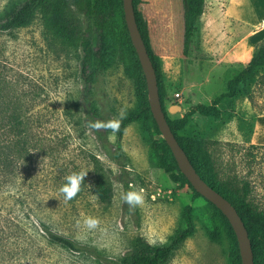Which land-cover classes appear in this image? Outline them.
I'll list each match as a JSON object with an SVG mask.
<instances>
[{"label": "rangeland", "instance_id": "rangeland-1", "mask_svg": "<svg viewBox=\"0 0 264 264\" xmlns=\"http://www.w3.org/2000/svg\"><path fill=\"white\" fill-rule=\"evenodd\" d=\"M18 1L0 0V11ZM184 7V0L140 5L169 119L210 104L264 43L250 46L246 39L264 28V0H205L199 35L184 55ZM121 11L108 29L115 44L107 47L106 66L89 89L80 78L79 49L48 30L39 12L28 24L0 32V264H117L137 237L149 247L165 243L181 227L186 205L191 234L166 264H238L220 216L190 184L177 186L157 165L151 140L158 136L148 113L125 127L117 148L111 125L138 106L119 60L131 56L119 43ZM226 99L209 114L191 113L178 135L201 136L219 184L264 212V120L257 138L262 144L250 141L254 119L264 113V68L231 103ZM178 103L180 110H168ZM84 172L83 188L66 199L60 189L67 177ZM100 181L113 187L108 203L96 196ZM129 195L140 202H128ZM86 217L96 226L88 228ZM47 230L80 249L50 242ZM258 242L263 264L264 235Z\"/></svg>", "mask_w": 264, "mask_h": 264}, {"label": "trees", "instance_id": "trees-1", "mask_svg": "<svg viewBox=\"0 0 264 264\" xmlns=\"http://www.w3.org/2000/svg\"><path fill=\"white\" fill-rule=\"evenodd\" d=\"M184 1L182 51L186 55L190 49L191 41L199 35L200 17L204 10L205 0ZM141 2L142 0H132L135 19L155 70L159 99L163 108L162 101L166 94L163 74L157 57L153 55L149 47L145 31V19L140 10ZM118 7H122V0H19L18 2L9 4L0 11V32L28 24L33 18L32 16L39 12L48 30L62 41L79 49L80 78L84 86L89 89L90 85L96 81L98 75L106 66L107 47L115 44L113 31L110 30L108 34V29ZM121 16L124 21L123 11H121ZM119 43L121 46L129 48L131 53L128 61L122 56H119V60L123 66V73L132 81L138 99V106L134 112L119 119L118 128L114 129L117 135V148H120V139L125 127L129 123L143 118L148 113L153 123L154 131L158 136L151 140V148L156 157L157 165L177 186L189 184L177 167L170 148L162 139L151 115L144 75L136 52L131 44L126 25H122ZM116 49L120 51L119 46ZM261 68H264V43L254 49L248 63L226 82V90L216 96L210 104H196L185 112L183 116L174 119H169L166 116L172 132H174L178 143L187 154L196 172L209 186L227 198L241 216L250 238L254 264H259L261 259L262 247L259 245L258 235H264V212L258 210L252 202L241 197L236 192L237 190L228 188L224 184H219L214 173L211 158L201 136H179L177 131L187 125L189 116L194 111L209 114L225 98L231 103L235 94L240 90L243 91L246 82ZM90 107L93 109L91 110ZM88 111L90 117L96 116L97 111L92 103H88ZM83 186L84 181L81 183L80 190L76 195L79 194ZM95 193L100 201L108 203L111 201L113 195V187L107 181H100L95 186ZM194 194L201 196L195 190ZM206 201L220 216L223 226L236 247V260L238 264H241L239 247L228 220L214 204L208 200ZM190 210V205L184 207L181 215V227L165 243L149 247L140 237H137L133 240L130 251L119 258L117 264H166L175 250L191 234ZM47 236L50 242L66 249H80L71 239L50 230H47Z\"/></svg>", "mask_w": 264, "mask_h": 264}, {"label": "water", "instance_id": "water-1", "mask_svg": "<svg viewBox=\"0 0 264 264\" xmlns=\"http://www.w3.org/2000/svg\"><path fill=\"white\" fill-rule=\"evenodd\" d=\"M122 10L131 44L144 75L149 109L162 139L170 148L177 167L192 188L203 198L214 204L228 220L239 247L241 264H254L250 238L241 216L227 198L209 186L200 177L170 128L159 99L155 70L135 19L132 0H122ZM180 109L179 103L172 104L168 108L171 112H176Z\"/></svg>", "mask_w": 264, "mask_h": 264}, {"label": "clouds", "instance_id": "clouds-1", "mask_svg": "<svg viewBox=\"0 0 264 264\" xmlns=\"http://www.w3.org/2000/svg\"><path fill=\"white\" fill-rule=\"evenodd\" d=\"M111 126L114 129L118 128V122L113 123ZM85 175H86V172H84V173H73L72 175L67 177L66 183L60 189V191L62 193H64L66 199L70 200L77 194V192L80 190L81 183L84 181ZM126 199L128 202L139 203L141 200V197L129 195ZM83 223L88 228H93L96 226L97 220L94 218H91V217H86L84 219Z\"/></svg>", "mask_w": 264, "mask_h": 264}, {"label": "crops", "instance_id": "crops-1", "mask_svg": "<svg viewBox=\"0 0 264 264\" xmlns=\"http://www.w3.org/2000/svg\"><path fill=\"white\" fill-rule=\"evenodd\" d=\"M262 21L264 22V18L262 19ZM264 30V28L262 29ZM260 30L259 32H255L254 30H251L248 34L249 36L246 37L247 42H249L250 46H255L260 40H262L264 38V31ZM262 31V32H261ZM263 120H264V113L262 114H258L255 119H254V124L252 126V130H251V134H250V141L251 143L254 144H262L259 143L257 138H259L258 136V131L260 128H263Z\"/></svg>", "mask_w": 264, "mask_h": 264}]
</instances>
